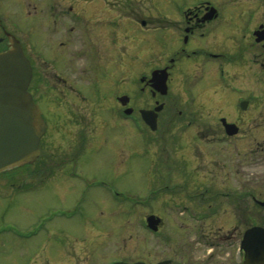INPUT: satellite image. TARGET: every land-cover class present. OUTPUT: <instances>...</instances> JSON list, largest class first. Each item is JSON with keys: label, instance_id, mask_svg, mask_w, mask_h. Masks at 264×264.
<instances>
[{"label": "flooded vegetation", "instance_id": "obj_1", "mask_svg": "<svg viewBox=\"0 0 264 264\" xmlns=\"http://www.w3.org/2000/svg\"><path fill=\"white\" fill-rule=\"evenodd\" d=\"M156 2L30 0L31 41L0 24V53L20 44L44 126L36 159L0 187L74 202L32 224L46 264H264V0ZM139 137L154 181L134 191L84 175L101 157L131 171ZM91 190L125 206L124 223L69 230Z\"/></svg>", "mask_w": 264, "mask_h": 264}, {"label": "rangeland", "instance_id": "obj_2", "mask_svg": "<svg viewBox=\"0 0 264 264\" xmlns=\"http://www.w3.org/2000/svg\"><path fill=\"white\" fill-rule=\"evenodd\" d=\"M124 1L97 0V4H105L109 5V7L117 6L119 8ZM185 1L188 2V0H168V5L173 6ZM28 3L25 4L24 0H0V24L4 26L6 31L17 35L21 34L31 41L30 30L35 28L40 22H37L36 14H34L33 9L28 7ZM132 4L143 6V9H151L150 7L157 5V2L156 0H132ZM39 10L40 6L37 8L38 15ZM155 15H157L155 11L149 10L150 17L156 18ZM40 38L44 41L43 37L38 35V41L41 45H44L41 43ZM166 45V43L161 44L164 48ZM175 89L173 84L170 91L172 96L175 93ZM201 127H203V124L197 125L191 132L197 133ZM215 127L216 124L213 123L212 128ZM132 132L134 137H136L137 131L133 129ZM139 143L140 145L132 147L131 171L120 172L118 169H113V163H110L108 165L110 167H107L109 161H103L101 157L96 161L90 160L87 163L92 170L85 171L84 175L88 177L94 175L106 182L111 181L120 188L139 190L141 186L154 181V173L150 168H147L152 162H150L145 145L143 146L140 140ZM157 149L158 146L153 144L151 153L153 154ZM100 159L101 161H99ZM21 171V169H17L15 172L0 174V184L5 181H11L12 179L9 177ZM8 187H0V264H46V253L43 247L45 233L31 227L38 219L48 217L51 207H58L62 204L50 201L45 192L41 193V191L31 190L28 187L19 191ZM86 196L87 199L79 207L78 213L64 224L69 230H79L83 226L92 227L94 223L97 227L108 228L107 222L109 220L124 223L125 215L119 214V212L123 211L125 206L120 207L117 204L115 208V205L97 199L99 196L95 195L92 190ZM73 205L74 202H67L63 203L62 207L64 206L71 210ZM32 232L36 236L30 238L29 236Z\"/></svg>", "mask_w": 264, "mask_h": 264}, {"label": "water", "instance_id": "obj_3", "mask_svg": "<svg viewBox=\"0 0 264 264\" xmlns=\"http://www.w3.org/2000/svg\"><path fill=\"white\" fill-rule=\"evenodd\" d=\"M30 78V65L20 44L13 40L7 51L0 53V174L31 164L39 153L38 143L44 126L27 91ZM153 79L159 84L161 93H165L166 77ZM141 116L154 129L155 116L149 118L143 111ZM255 236L263 238L258 232ZM256 263L254 259L246 264Z\"/></svg>", "mask_w": 264, "mask_h": 264}]
</instances>
